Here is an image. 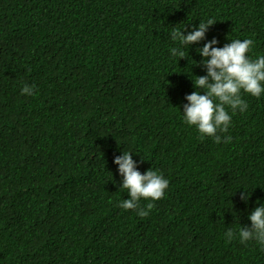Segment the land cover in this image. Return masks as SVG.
Returning a JSON list of instances; mask_svg holds the SVG:
<instances>
[{"label":"trees","instance_id":"1","mask_svg":"<svg viewBox=\"0 0 264 264\" xmlns=\"http://www.w3.org/2000/svg\"><path fill=\"white\" fill-rule=\"evenodd\" d=\"M208 19L169 54L173 27ZM213 38L264 56V0H0V264H264L224 236L264 202V96L243 97L227 144L181 120ZM123 152L169 180L146 217L118 207Z\"/></svg>","mask_w":264,"mask_h":264},{"label":"clouds","instance_id":"2","mask_svg":"<svg viewBox=\"0 0 264 264\" xmlns=\"http://www.w3.org/2000/svg\"><path fill=\"white\" fill-rule=\"evenodd\" d=\"M214 23L213 19L200 21L186 35L183 34L184 28L173 27L170 30V40L174 46L168 50L169 54L185 58L184 50L204 41L206 32ZM217 43L213 38L197 49L202 58L198 66L206 74L195 76V80H192L196 91L184 97L187 103L180 113L182 123L194 128L201 141L210 138L215 144H227L231 142V136L222 134L229 131L232 117L248 110L249 105L243 97L259 100L264 96V56L251 58L249 53L254 43L252 39H232L223 47H216ZM200 89H203V95L200 94ZM20 91L22 96H33L35 86L24 85ZM113 163L121 177L119 190L125 191L129 196L118 207L126 211L134 210L139 217L148 216L154 203L164 198L169 180L152 168L141 174L131 152H123L114 158ZM239 190L241 200L247 203L251 193L243 187ZM141 201L145 202L144 207H141ZM258 204L247 217L250 226L239 225L235 231L226 228V241L237 240L243 245L254 242L264 252V202Z\"/></svg>","mask_w":264,"mask_h":264}]
</instances>
